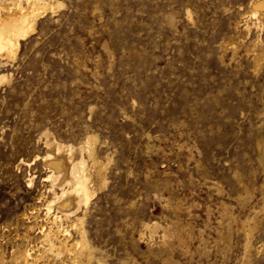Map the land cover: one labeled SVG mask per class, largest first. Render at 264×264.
Instances as JSON below:
<instances>
[{
    "label": "rangeland",
    "instance_id": "374dc122",
    "mask_svg": "<svg viewBox=\"0 0 264 264\" xmlns=\"http://www.w3.org/2000/svg\"><path fill=\"white\" fill-rule=\"evenodd\" d=\"M62 1L66 6L40 20L15 61L0 65V73L12 75L0 83L3 246L10 250L13 226L25 222L15 216L24 210L31 216L28 204L48 185L40 181L47 174L41 160H32L44 152L42 134L77 143L92 132L100 158L109 159L107 187L92 201L86 221L96 255L109 264H125L129 256L140 264H169V252L156 245L149 252L147 231L138 239L142 222L172 217L162 201L170 197L180 198L177 214L188 226L174 259L240 264L236 227L227 250L213 239L220 200L239 217L248 213V206L234 201L242 192L234 175L250 187L249 205L264 201V150L256 144L264 141V63L255 72L245 52L255 30L233 60L230 51L220 60V43L242 34L243 22L234 26L248 0ZM29 173L35 176L32 187L25 184ZM211 180L222 187L220 194ZM41 210L37 225L45 224ZM260 226L253 241L260 251H252L247 264H264ZM199 228L210 252L197 249Z\"/></svg>",
    "mask_w": 264,
    "mask_h": 264
},
{
    "label": "bare ground",
    "instance_id": "6f19581e",
    "mask_svg": "<svg viewBox=\"0 0 264 264\" xmlns=\"http://www.w3.org/2000/svg\"><path fill=\"white\" fill-rule=\"evenodd\" d=\"M65 6L62 0H0V65L8 61H15L22 42L37 32L40 20L46 15H54ZM167 20L172 24L174 17L170 15ZM241 22H243L242 34L239 31L241 36L231 35L220 43L222 49V55H219L220 60L223 61L227 51H230V60H233L241 44L244 43L243 39L248 37L252 30H255L254 36L247 43L245 42V52L250 55L253 69L257 72L264 63V39L262 37L264 0H248L246 11L235 22V30L239 28ZM11 76V73L8 72L0 73V83H8L12 80ZM42 135L44 152L41 157L34 155L32 160L33 162L41 160L47 174L40 181H45L48 185L44 186V191H38L32 204H28L31 216H26L25 210L15 216L16 220L23 219L25 222L19 224L16 221L13 226L12 238L14 240L10 250H6L1 243L2 239H0V264H109L103 256L96 255L95 245L91 244L86 227L92 201L108 184L109 159L100 158L97 151L98 137L92 132H86L79 142L72 143L61 141L48 131ZM256 144L258 151L262 153L264 141L258 140ZM234 176L242 189L234 201L241 207L248 206V213L239 217L234 213L230 202L220 200L218 202V220L216 219L219 226L216 230V238L213 237V242L216 245H213L220 247L219 249L222 251L230 248L232 229L236 227L234 231L236 230L242 235L243 253L241 254L243 256L240 264H247L251 260L252 251H260L258 247H255L253 241L255 234L262 226L260 224L264 223H261L264 218V201L258 205H249L252 199L250 187L248 188L237 174ZM34 178V175L28 174L25 179L27 187L33 186ZM210 186V188L214 187L219 194L222 191V187L216 181L210 182ZM45 191L49 194H47L48 196L44 195ZM162 201L163 206L171 211L172 217L165 216L163 223L158 221L142 222L138 240L143 239L144 231H147L149 252H151L152 246L156 245L158 250L169 252L165 257L166 260L164 259L166 263L169 261V264H181L171 254L173 250L183 248L187 236L185 230L188 226L180 221V214H177L180 198L167 197ZM37 203L40 204L36 205ZM41 209L44 210L42 213L45 224L37 225L35 219L40 217ZM210 209L208 207L206 210ZM30 217L33 218L32 221L29 220ZM209 220V217L205 218L204 224L208 225ZM2 225V227L9 226L7 223ZM31 233L35 234L31 236ZM197 233L199 236L197 249L205 253L209 247V240L204 236V229L199 228ZM192 235L194 236V234ZM218 248H215V251ZM179 250L183 251V249ZM219 251L216 252L219 253ZM124 262L125 264H140L132 256L126 258Z\"/></svg>",
    "mask_w": 264,
    "mask_h": 264
}]
</instances>
